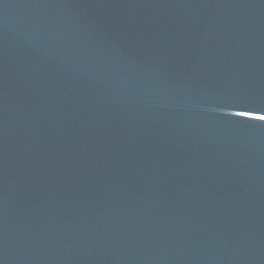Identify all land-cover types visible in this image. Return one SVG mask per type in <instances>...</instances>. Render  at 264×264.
Returning <instances> with one entry per match:
<instances>
[{"label":"water","instance_id":"95a60500","mask_svg":"<svg viewBox=\"0 0 264 264\" xmlns=\"http://www.w3.org/2000/svg\"><path fill=\"white\" fill-rule=\"evenodd\" d=\"M264 0H0V264H264Z\"/></svg>","mask_w":264,"mask_h":264},{"label":"snow or ice","instance_id":"6c2138e0","mask_svg":"<svg viewBox=\"0 0 264 264\" xmlns=\"http://www.w3.org/2000/svg\"><path fill=\"white\" fill-rule=\"evenodd\" d=\"M259 110H242V115L245 117H250L251 121H264V115H259Z\"/></svg>","mask_w":264,"mask_h":264}]
</instances>
